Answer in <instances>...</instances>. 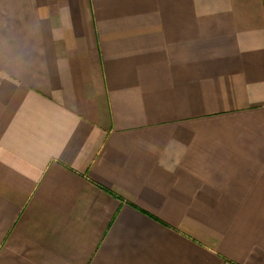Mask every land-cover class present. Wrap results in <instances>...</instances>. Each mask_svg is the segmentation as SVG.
<instances>
[{"label":"crops","instance_id":"crops-1","mask_svg":"<svg viewBox=\"0 0 264 264\" xmlns=\"http://www.w3.org/2000/svg\"><path fill=\"white\" fill-rule=\"evenodd\" d=\"M0 264H264V0H0Z\"/></svg>","mask_w":264,"mask_h":264}]
</instances>
